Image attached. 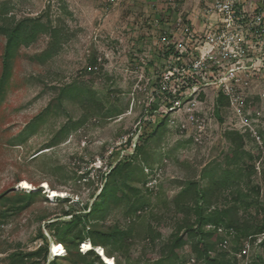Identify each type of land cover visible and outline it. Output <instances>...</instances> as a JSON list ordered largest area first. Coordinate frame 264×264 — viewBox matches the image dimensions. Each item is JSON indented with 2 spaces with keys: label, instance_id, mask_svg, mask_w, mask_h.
<instances>
[{
  "label": "rangeland",
  "instance_id": "1",
  "mask_svg": "<svg viewBox=\"0 0 264 264\" xmlns=\"http://www.w3.org/2000/svg\"><path fill=\"white\" fill-rule=\"evenodd\" d=\"M190 5L174 11L160 0H0V26L40 18L60 35L55 43L40 33L22 46L0 94V264H109L93 247L100 259L84 255L89 239L63 243L58 235L73 219L65 212L85 215L107 181L108 205L69 236L91 229L101 240L113 232L111 264H204L192 252L201 237L186 238L167 258L174 235L196 222L194 191L179 197L190 182L210 189L209 210H231L225 225L246 227L238 238L234 228L218 226L206 239L212 255L264 264V232L255 233L264 225V35L254 51L258 71L242 69L233 79L223 67L203 65L200 42L179 26L178 18L193 16ZM194 30L201 35L204 26L196 21ZM5 44L0 32V78ZM229 132L243 137L234 165ZM127 156L126 170L110 178ZM227 169L234 174L225 181ZM46 183L60 195L50 196ZM53 242L63 245L61 255L51 256Z\"/></svg>",
  "mask_w": 264,
  "mask_h": 264
},
{
  "label": "trees",
  "instance_id": "2",
  "mask_svg": "<svg viewBox=\"0 0 264 264\" xmlns=\"http://www.w3.org/2000/svg\"><path fill=\"white\" fill-rule=\"evenodd\" d=\"M0 32H2L6 36V44L4 50V58H3V75L0 78V94H2L5 90L6 83L10 77L11 64L14 58L16 57L19 49L22 46H27L32 44L38 38L40 33H50L53 37L55 43L59 42V31L57 28H53L51 26H47L40 18H25L20 20L12 25L8 26H0ZM224 95H221V101L224 100ZM64 128H62L63 130ZM61 130V131H62ZM153 135V134H152ZM150 135L148 138H150ZM229 137H231L232 141L235 144L233 150L227 154L228 165H234L240 159V154L243 153V137L239 135L237 132H229ZM144 139V136H141L140 140L135 144V151L142 150L141 140ZM130 145L132 144V139H129L128 142ZM128 156L124 159V162H118L112 165V170L109 173L110 178L115 177L121 174L126 168L129 166L130 162L127 160ZM226 179H229L231 175L234 174L231 170H226ZM196 197V202L194 204V211L196 214V222L194 225H186L182 226L180 230L174 235L172 240L171 250L167 256L168 259H172L173 255L176 253V249L185 243L186 238L188 237H201L202 240H199L197 243L193 244L192 252L204 261V264H230L228 260H225L222 256H214L212 252L215 248L214 244L208 242V239L213 233H217L218 230L216 228L220 225H225V221L229 218L231 214V210L228 209H219L215 208L213 210H209L207 207L210 204V189H201L197 186L196 182H190L189 185L184 188L179 197H182L190 192H193ZM111 184L107 181L105 185L102 187L100 196H102L101 201H95L90 209L85 215H80L76 210L71 209L67 210L66 215H72V221L68 223H64L62 228L59 230L58 235L61 239V242H67L68 240L73 241V239H78L80 241H85L86 239L90 240V243L93 245V248L96 250L98 246H101L104 251L109 255L106 249V244L108 240L117 241L115 237L113 239V232L102 233L101 240H97L94 237V234L97 233L96 230L89 229V236L83 235L81 232H78L76 236H69L74 228L82 221H88L90 217L101 209L105 208L108 205V201L110 195L112 194ZM34 193L29 192L26 194L27 197H31ZM58 221V220H57ZM57 221L51 222V226L58 225ZM233 222V221H232ZM228 223L225 225L227 227H232L236 230L238 238H241V231L245 230L246 227L241 226L240 224L235 225L234 223ZM210 224L214 226L215 230L207 229V225ZM255 233L264 232V225L258 226L255 230ZM44 239L47 241V237L44 236ZM264 244V240L262 241ZM92 249L88 250L84 253L85 256H89L93 254L97 259H100V256L95 254V251ZM40 250L30 252L28 255H36ZM97 251V250H96ZM163 260H159L158 264H162ZM54 264H57L54 260Z\"/></svg>",
  "mask_w": 264,
  "mask_h": 264
},
{
  "label": "built area",
  "instance_id": "3",
  "mask_svg": "<svg viewBox=\"0 0 264 264\" xmlns=\"http://www.w3.org/2000/svg\"><path fill=\"white\" fill-rule=\"evenodd\" d=\"M112 1V0H107ZM172 10L186 8L193 16L188 22L178 18L179 26L185 28L190 40L200 42L201 61L203 65L212 62L223 67L225 72L247 70L258 71L256 63L261 61L260 54L254 52L264 35V0H160ZM196 21L201 22L204 31L201 35L195 32ZM183 23V24H182ZM204 48V50H203ZM249 61L248 65L241 64ZM240 61L239 65L236 64ZM236 62V63H235ZM224 65V66H223ZM176 71V70H174ZM175 75V72H170ZM170 79V76L167 77ZM237 80V79H236ZM227 94V92H226ZM230 95L229 93L227 94ZM179 101L176 105H179ZM176 105L172 106V109ZM194 121L195 116H189ZM222 231V228H218Z\"/></svg>",
  "mask_w": 264,
  "mask_h": 264
},
{
  "label": "bare ground",
  "instance_id": "4",
  "mask_svg": "<svg viewBox=\"0 0 264 264\" xmlns=\"http://www.w3.org/2000/svg\"><path fill=\"white\" fill-rule=\"evenodd\" d=\"M23 183H24V185H30L29 182H27V181H25ZM45 186L47 188H49L48 191H49V193H51L50 196L56 197V196L60 195L59 191H57L55 189H52L49 186V184L46 183ZM86 246H90V247H86ZM92 247H93V245L91 243H89V242H85L84 245H83V248H84L85 251L91 249ZM97 250H98V254L103 257V259H104V261L106 263H109V262L112 261V258L109 255H107V253L104 251V249L101 246H98ZM63 251H64V247H63V245L61 243H59V242L58 243L57 242H53L52 243V245H51V256L52 257L61 255L63 253Z\"/></svg>",
  "mask_w": 264,
  "mask_h": 264
},
{
  "label": "snow or ice",
  "instance_id": "5",
  "mask_svg": "<svg viewBox=\"0 0 264 264\" xmlns=\"http://www.w3.org/2000/svg\"><path fill=\"white\" fill-rule=\"evenodd\" d=\"M26 187H31L30 185H25ZM86 247H90V246H86ZM109 264H111V262H109Z\"/></svg>",
  "mask_w": 264,
  "mask_h": 264
},
{
  "label": "water",
  "instance_id": "6",
  "mask_svg": "<svg viewBox=\"0 0 264 264\" xmlns=\"http://www.w3.org/2000/svg\"><path fill=\"white\" fill-rule=\"evenodd\" d=\"M97 252H98V250H97Z\"/></svg>",
  "mask_w": 264,
  "mask_h": 264
}]
</instances>
